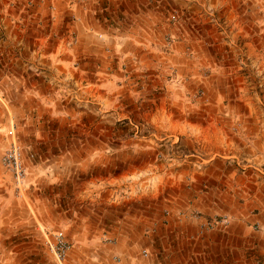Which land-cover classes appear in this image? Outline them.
<instances>
[{"label": "rangeland", "instance_id": "obj_1", "mask_svg": "<svg viewBox=\"0 0 264 264\" xmlns=\"http://www.w3.org/2000/svg\"><path fill=\"white\" fill-rule=\"evenodd\" d=\"M51 1L0 0V264H197L193 213L264 264V0Z\"/></svg>", "mask_w": 264, "mask_h": 264}, {"label": "crops", "instance_id": "obj_2", "mask_svg": "<svg viewBox=\"0 0 264 264\" xmlns=\"http://www.w3.org/2000/svg\"><path fill=\"white\" fill-rule=\"evenodd\" d=\"M72 0H52V3L60 4L67 7H74V5L85 4L88 0H75L76 2L69 3ZM80 2L82 4H80ZM83 8L78 9L81 10ZM55 11L59 8L55 7ZM84 11V10H83ZM88 12L87 10H85ZM197 223V222H196ZM238 225L241 228V231L238 233L235 232L236 227L233 223H229L223 230L213 229L209 231L199 232L200 224L195 225V234L198 235V239H201L202 242L212 240L210 244L202 245L201 249L196 250V257L200 256L205 259L199 261L197 264H254L252 257L248 256L247 248L249 247V233L250 228L244 221L240 222ZM249 230V231H248ZM197 237V236H196ZM240 241V246L235 245V241ZM212 254V255H211ZM238 255V256H237Z\"/></svg>", "mask_w": 264, "mask_h": 264}, {"label": "built area", "instance_id": "obj_3", "mask_svg": "<svg viewBox=\"0 0 264 264\" xmlns=\"http://www.w3.org/2000/svg\"><path fill=\"white\" fill-rule=\"evenodd\" d=\"M2 164L11 173L16 187L20 189L25 181V168L22 163L19 147L15 143L5 151L2 157ZM190 217L194 218V220L200 224L201 229L199 232H203L202 230L209 231L220 227H226L230 223L229 219L225 216L202 217L198 213H193ZM49 246L55 259L61 263L69 250V244L64 239L63 235L59 232L54 233L53 240L50 242ZM113 262L114 264H121L120 258L116 256L113 257Z\"/></svg>", "mask_w": 264, "mask_h": 264}]
</instances>
